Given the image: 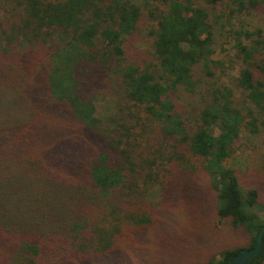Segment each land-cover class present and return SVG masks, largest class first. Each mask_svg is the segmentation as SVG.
<instances>
[{
  "label": "trees",
  "instance_id": "16d2710c",
  "mask_svg": "<svg viewBox=\"0 0 264 264\" xmlns=\"http://www.w3.org/2000/svg\"><path fill=\"white\" fill-rule=\"evenodd\" d=\"M203 1L0 0V264H131L190 192L249 238L198 264L254 246L264 204L228 161L264 125V35L218 14L239 65L222 84L223 0ZM231 2V17L264 10Z\"/></svg>",
  "mask_w": 264,
  "mask_h": 264
},
{
  "label": "rangeland",
  "instance_id": "374dc122",
  "mask_svg": "<svg viewBox=\"0 0 264 264\" xmlns=\"http://www.w3.org/2000/svg\"><path fill=\"white\" fill-rule=\"evenodd\" d=\"M202 5L203 0H197ZM236 7L231 0H223L222 5L213 7V18L218 22L214 24V53L212 59L223 62L225 74L219 82L231 84L232 79L237 76L239 65L231 63L234 50L232 48V37L228 33V27L222 29L220 22L223 17H229L231 30L240 29L242 26L248 30L260 29L264 35V10L259 6L256 9L245 11L231 17L228 11ZM220 14L221 17H218ZM219 74V70H216ZM244 92L236 91L240 96ZM112 99L107 96H98L95 105L98 115L103 111L112 112ZM258 132L253 134H240L235 144V152L229 159L230 166L236 169L237 178L243 188H254L258 192L259 201L264 204V125H258ZM153 197V196H152ZM190 205L179 201V207L175 209L173 217L166 216L160 222L147 228L146 237L138 247V255L134 257L131 264H198L207 260L212 253L223 248H235L247 246L249 242L245 230L233 228L227 220H219L213 207L212 198L200 194V197L192 195ZM158 203V199H154ZM190 206L193 209L188 211ZM189 213L193 216L189 217ZM262 216V215H261ZM168 221V222H167ZM165 222L167 226L165 225ZM172 230V231H170Z\"/></svg>",
  "mask_w": 264,
  "mask_h": 264
},
{
  "label": "water",
  "instance_id": "95a60500",
  "mask_svg": "<svg viewBox=\"0 0 264 264\" xmlns=\"http://www.w3.org/2000/svg\"><path fill=\"white\" fill-rule=\"evenodd\" d=\"M263 229H260L256 235V242L253 247L245 248L235 256H233L230 264H248V262L256 255L259 254L263 242Z\"/></svg>",
  "mask_w": 264,
  "mask_h": 264
}]
</instances>
